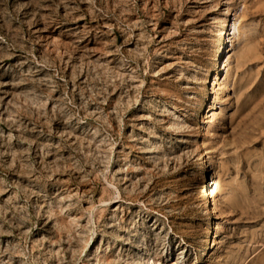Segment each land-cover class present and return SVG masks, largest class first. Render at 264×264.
Wrapping results in <instances>:
<instances>
[{
    "label": "rangeland",
    "instance_id": "rangeland-1",
    "mask_svg": "<svg viewBox=\"0 0 264 264\" xmlns=\"http://www.w3.org/2000/svg\"><path fill=\"white\" fill-rule=\"evenodd\" d=\"M150 261L264 264V0H0V264Z\"/></svg>",
    "mask_w": 264,
    "mask_h": 264
},
{
    "label": "bare ground",
    "instance_id": "bare-ground-1",
    "mask_svg": "<svg viewBox=\"0 0 264 264\" xmlns=\"http://www.w3.org/2000/svg\"><path fill=\"white\" fill-rule=\"evenodd\" d=\"M207 180H208V183L205 186L206 189H204V191H202V194H200V197H202V199H207L208 200V203H207L208 204V207H207V210H206L205 214H211L212 209H213V206L214 207L216 206V205H214L213 197L215 195H217L218 187H219V182H218V180L216 179L215 175L212 172H207ZM150 262H151V264H154L153 261H150Z\"/></svg>",
    "mask_w": 264,
    "mask_h": 264
}]
</instances>
